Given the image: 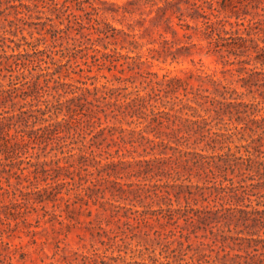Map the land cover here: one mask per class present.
I'll return each mask as SVG.
<instances>
[{
    "label": "rangeland",
    "instance_id": "374dc122",
    "mask_svg": "<svg viewBox=\"0 0 264 264\" xmlns=\"http://www.w3.org/2000/svg\"><path fill=\"white\" fill-rule=\"evenodd\" d=\"M153 1L156 0H0V54L28 52V54L41 55L46 62L42 63L40 68L48 66L50 71L58 69L56 76L60 81L71 84L65 87L68 92L61 98L69 97L72 94L70 90H75V86L92 88L100 87L102 84L125 87L126 89L118 90L120 94H127L134 89L144 94L149 90V85L145 82L141 83L143 78L138 71L150 70L157 73L158 77L163 74L184 76L187 75L184 74L187 69H194L201 65L203 71L212 73L213 77L223 84L235 87L238 93L244 92L243 100L252 101V94H246L247 90L239 85L240 81L237 78L241 74L236 70L239 65H224L226 58H219L207 52L205 39L193 29L185 27V23L195 25V22L187 15L191 10L186 7L185 0L181 3L183 12L181 19L176 17L182 13L180 11H175L170 17V24L176 33L170 31L171 28L167 27L163 19H151L154 12L149 13V10ZM197 3L201 2L197 1ZM220 3L221 0L214 3L217 7L214 13L218 15V18L226 20L225 29L229 32L239 29V32H242L244 25L237 26L235 22L246 24L252 15H244L242 4L237 3L236 0H226L224 7ZM211 18L214 19V16L211 15ZM256 18L258 16L254 17ZM200 20H198L199 25ZM165 40L168 43H165ZM189 44H195L190 47L191 53L180 49L177 58L172 59L168 55L164 61V49L170 48L174 51L177 47ZM102 52H107L108 57L114 61L105 60ZM47 54L52 57V60L47 57ZM145 59L150 62L142 64L140 68L136 67L138 60ZM230 59H233V56H230ZM12 61L13 58L8 60V62ZM4 65L7 64H0V89L11 91L12 86L21 87L20 83L23 80L21 77L16 79L15 75H20L22 70L15 68V71L10 72L3 67ZM245 67L264 71V66L255 62L252 57ZM38 71L37 68L32 73L35 74ZM23 73L28 75L27 72ZM16 81L18 83L13 85L12 82ZM191 82L195 86L200 84L198 78H192ZM202 86L212 91L208 83ZM256 88L253 87V90ZM259 90H263V87H259ZM49 92L39 101H31L30 97L22 99V96L18 95L19 92L12 93L11 97H5V93L0 91V113L10 115L18 112L21 106L30 107L29 103H32L34 107L42 106V99L54 102L59 96L58 92L62 90L56 92L52 89ZM258 92L257 90L254 93L256 100L263 101ZM167 100V98L150 100L144 110L150 113L151 110L164 109L166 105H169ZM259 108L261 109L255 117L264 115V103H261ZM199 110L201 114H205L202 109L199 108ZM61 117L60 114L58 119ZM101 122V126L114 125L116 129L114 138L120 135L117 126L126 129V137L129 132L127 129L136 130L142 126L138 123L136 116H128L121 122L111 118L106 121L102 119ZM40 125L42 123L37 122L35 127ZM231 125L230 123L228 127ZM22 127L26 129L25 132L31 128L29 125ZM10 130L13 131V128ZM93 130H96V127ZM242 133L243 139L237 140V137L241 136L237 134L234 142L229 145L246 143L249 140L248 134L245 131ZM144 134L155 138L153 133ZM257 134H261V131L258 130ZM103 136H106L103 145L111 142L107 131H104ZM133 140H137L136 134ZM169 143L174 145L173 141ZM76 144L73 145L76 146ZM133 145L134 147L129 143H121L118 156L127 160L152 159L158 156V149L151 150L150 146L144 149V146L139 145L138 142ZM49 146L46 151L50 149ZM187 146L189 149L194 146L195 149L200 150L202 143L197 146L180 145L181 148ZM116 148L117 146L113 145L107 149L114 155L113 159L117 158L114 153ZM261 150L264 156V146ZM53 152L54 150L44 156L41 149L30 147L20 158L24 162L29 159L35 160V154L39 153L41 160H49L56 157ZM167 152H171V149H167ZM204 152L209 153L210 150H204ZM57 156L62 155L58 153ZM105 156L107 154L101 152L97 158H102L104 161ZM0 157H3L1 153ZM24 162L22 165L27 167L24 170L27 174L33 167ZM61 163H64V160H61ZM161 163L158 160L151 162L152 169L147 173L143 172L147 165L145 162H133L129 166L124 165V168L118 167L119 173L111 175L109 179L119 183L103 181L102 188L108 189L100 191L97 196L93 195L91 198L87 195L82 196V193L79 194V188L75 187L79 183L81 186L88 184V180L92 178L91 175H86V171L81 172L82 176L75 172L73 179H70L73 185L62 186L61 193L57 195L58 199L32 204L30 201L26 203V207L21 204L20 207L15 208L11 216L7 215L8 209L4 205L9 204L10 201H23L22 196L18 191L15 197L11 193L0 194V264H207L204 259H209L211 264H223L222 262H231L230 257L236 253L243 256L240 259L241 262L245 259L251 261L258 256L264 264V243L262 242L250 241L251 246L245 248L243 246L246 241L243 240L244 243L240 249L236 245L233 249L226 247L223 251L219 247V242L216 244L211 242L208 226L196 229L195 233L190 234L189 239L180 237L178 231L180 227H185V221L179 219L173 222L163 217L159 208L184 206L214 208L220 205L227 206L230 202L213 195L209 196L208 190H205V195L208 196L206 200H202L198 195L193 197L196 200L192 197L186 200L183 193H179L177 199L173 193L166 195L158 191L156 195L147 192V189H157V184L164 183L208 185L213 183V180L197 179L193 177V173L188 176L182 169L177 179L174 164L162 161ZM7 168L9 166L5 167ZM13 170L18 168L14 166ZM139 170L142 172L137 173ZM183 173L185 174L182 175ZM5 176L7 173H2L0 185L3 188H9L11 192L16 179L12 177L10 179L12 185L8 187ZM60 177L64 178L62 175ZM236 180L233 179L234 183ZM51 182L50 178L40 179L37 185H30L28 189L22 187V189L35 190V186H43ZM144 183L149 185H143ZM224 183L228 184L227 181ZM27 184L28 181H23L21 186ZM71 187L72 189L68 191ZM160 189H169L170 192L177 190L175 188L173 190V187L169 185L160 186ZM260 192L263 193L264 190ZM29 197L33 198V195ZM96 198L98 201L94 202ZM251 200L250 208L263 207L262 204L256 205L255 196H251ZM259 200L264 202V195L259 197ZM21 210L24 211L23 214L19 212ZM8 224L12 226L13 231L6 232ZM211 225L212 231L216 232L218 237L220 234L236 235L238 230H242L239 236H248L243 226L235 228L231 226L228 231L221 223L213 222ZM185 232L187 228L184 229L183 233ZM258 234L264 237L261 230ZM200 241L205 244L200 245ZM226 252L228 255L224 257ZM201 254L208 256L201 257Z\"/></svg>",
    "mask_w": 264,
    "mask_h": 264
},
{
    "label": "trees",
    "instance_id": "16d2710c",
    "mask_svg": "<svg viewBox=\"0 0 264 264\" xmlns=\"http://www.w3.org/2000/svg\"><path fill=\"white\" fill-rule=\"evenodd\" d=\"M200 1L201 3H197ZM232 1V0H230ZM218 0H195L189 2L185 0L186 7L191 10L187 15L195 22V25L185 23L186 28H191L195 33H198L205 39L207 52L226 58L225 64H238L237 71L240 82V87L245 88L246 94H252V101H245L242 98L244 92L238 93L235 87L223 84L221 81L214 78L212 73L203 71L199 67L187 69L184 71V76L163 74L158 77V74L150 70L138 71L143 78L142 82L149 85V90L141 94L138 89H134L127 94H120L119 89L125 87H112L102 84L93 86H75V90H70L72 93L67 98H61L68 91L66 86L71 84L60 81L58 69L49 70V67L40 68L41 64L46 60L41 55L28 54V52H18L16 54H0V64H7L3 67L7 71L13 72L15 68L21 69L20 75H15V78H22L21 87L12 86L11 91L0 89L5 93V97H11L12 93H18L22 99L30 97V100L39 101L41 97L49 94L50 90L54 89L58 92V97L54 102L47 99H42V106H32L23 108L21 106L18 112L10 115L0 113V177L2 173H7L5 181L7 186H11L10 179H16V184L13 191L9 188H3L0 185V194H10L15 197L16 191L19 192L23 201H10L4 205L8 209L9 216L13 215L15 208L20 207L31 201L32 203H40L46 200L55 201L57 195L61 193V187L64 185H73L70 179H73V173L77 172L82 176L81 172L86 171V175H91L88 184L75 185L79 188L83 195L91 198L105 189L102 188L103 181L116 182L110 180L111 175L119 173L118 167L127 165L133 162H145L147 165L143 169L144 173L151 171L150 163L158 160L166 163L174 164V170L179 179L180 170L197 179L206 181L213 180L212 184L205 183H164L157 184V189H147V192H152L157 195L159 192H164L166 195L173 193L178 199V194L183 193L185 199L193 198L195 195L206 200L205 190H208V195H213L217 198H223L229 201L227 206L208 208H193L184 207H167L159 208L162 216L177 222L179 219L185 221V227H180L179 236L189 239L191 233H195L196 229L210 227L211 242L216 244L219 242L221 250L225 248L233 249L238 245V249L246 241L243 247L251 246L250 241L264 243V237L259 236L261 230L264 234V202L259 200V197L264 195L261 190H264V156L261 147L264 146V115L255 117L260 111L259 105L264 103V71H256V69H247L245 64H248L250 57L260 65L264 66V0H236L242 4L244 15H252L245 24L243 22H235V25H244L242 32L236 29L234 32H229L225 29L226 20L218 18L214 13L217 7L214 3ZM226 0H221L220 5L226 6ZM182 0H156L151 2L149 13L154 12L151 19H163L167 27L171 28L172 33H176L170 24V17L175 11H181ZM235 6V5H234ZM260 10V12H258ZM169 15L167 16V14ZM176 15L181 19V15ZM214 16V19L211 18ZM255 16L258 18L254 19ZM238 18V14H236ZM201 19V24L198 20ZM180 24V23H179ZM231 24V23H230ZM165 43H168L165 40ZM195 44L183 45L177 47L174 51L170 48L164 49L165 57L168 55L172 59L177 58L179 50L184 49L186 53L190 52V47ZM198 45V44H196ZM155 49V48H154ZM158 51L157 49H155ZM42 52V50H40ZM160 55V52H159ZM107 52H102V57L109 62H113L108 57ZM233 56V59H230ZM47 57L52 60V57L47 54ZM13 58L12 62H8ZM193 61V60H192ZM150 61L138 60L136 67L140 68L142 64H147ZM195 64V63H194ZM39 69L37 73H32L33 70ZM23 72H27L28 75ZM10 80L11 74H9ZM29 78V79H27ZM192 78H198L200 84L194 85L191 82ZM18 82H12L13 85ZM50 83H52L50 85ZM84 83V82H83ZM208 83L212 87L209 91L208 87L202 85ZM263 90H259V87ZM253 87H257L253 90ZM263 98V101L256 100L255 91ZM205 91H208L207 93ZM227 95V96H226ZM167 98V103L164 109L157 111L151 110L147 113L144 109L150 100H162ZM165 105V104H164ZM202 109L205 114L200 113ZM62 115L58 119L59 115ZM136 116L138 123L142 124L139 129H127L128 137H126L125 128L119 127L120 135L114 138V125L101 126L102 119L108 118L121 122L126 117ZM226 119V120H225ZM42 125L35 127L36 123ZM232 124L228 127L229 124ZM31 126L28 132H25V127ZM96 127V130L93 128ZM13 128V131L10 129ZM260 130L261 134H257ZM104 131H107L111 138V142L103 145L106 136H103ZM243 131L247 132L249 140L246 143L235 144L230 146L229 143L234 142V137L237 134V140L243 139ZM249 132V133H248ZM144 133H153L155 138H150ZM136 134L137 140H133ZM101 137V138H100ZM164 137V138H162ZM128 138V139H126ZM157 138V139H156ZM246 139V138H244ZM191 140V142H189ZM169 141H173L171 145ZM138 142L143 145L144 149L150 146V149H158V156L148 159H133L127 160L118 156V151L121 143H129L134 147V143ZM76 144L74 146L73 144ZM202 143V148L197 150L181 148L180 145H199ZM50 145V146H49ZM117 146L114 155L107 151L110 146ZM50 147L46 151L47 147ZM41 149L43 155L54 150L55 158L49 160L39 158L40 154H35V160L21 159V155L28 148ZM76 149V151H73ZM99 152H96V150ZM171 149V152H167ZM204 150H210L209 153ZM101 152L107 154L105 160L97 158ZM62 156L58 157L57 154ZM64 160V163H61ZM30 164L33 168L29 173H25L27 168L22 163ZM162 164V163H161ZM22 165V166H21ZM6 166L9 168L5 169ZM18 170H13V167ZM92 167V168H90ZM72 168V169H71ZM142 172L139 170L137 173ZM183 173L182 175H184ZM63 176L64 178L60 177ZM181 177V176H180ZM50 178L51 183L43 186H35V190L28 189L30 185H37L40 179L46 180ZM69 178V180L67 179ZM237 179L234 183L233 179ZM23 181H28L27 185L21 186ZM87 181V180H86ZM218 181V183H216ZM227 181L228 184L224 182ZM119 183V182H116ZM20 185V186H19ZM130 186L131 184H127ZM143 185H149L144 183ZM172 186L177 189L170 192L169 189L161 190L160 186ZM113 187V186H112ZM72 189L69 188L68 191ZM211 189V190H209ZM111 190V189H110ZM122 191V190H120ZM157 191V192H156ZM137 192V191H135ZM29 195H33L30 198ZM251 196H255L256 205L262 204V208L251 207ZM98 201V198L94 200ZM247 201V202H246ZM163 210L164 213H163ZM21 214L24 211H19ZM47 214V211H44ZM1 219V218H0ZM221 223L230 231L231 226H243L248 233V236H239L242 230L236 231V235L218 234L212 231L211 223ZM187 228V232L183 233ZM13 231V228L8 224L6 232ZM182 244V242H180ZM200 245L205 244L200 241ZM210 246V245H209ZM257 250V248H254ZM264 249V244H263ZM226 252L223 256H227ZM208 256L201 254V257ZM254 256V255H252ZM241 254H234L230 257L231 262H222L223 264H262L257 258L242 262ZM253 258V257H251ZM199 260V259H198ZM204 262L211 264L209 259H204Z\"/></svg>",
    "mask_w": 264,
    "mask_h": 264
}]
</instances>
